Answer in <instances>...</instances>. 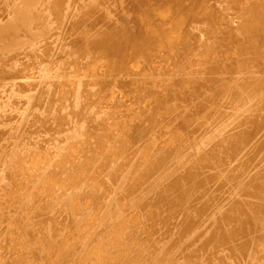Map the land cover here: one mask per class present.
<instances>
[{
    "label": "bare ground",
    "instance_id": "bare-ground-1",
    "mask_svg": "<svg viewBox=\"0 0 264 264\" xmlns=\"http://www.w3.org/2000/svg\"><path fill=\"white\" fill-rule=\"evenodd\" d=\"M0 264H264V0H0Z\"/></svg>",
    "mask_w": 264,
    "mask_h": 264
}]
</instances>
